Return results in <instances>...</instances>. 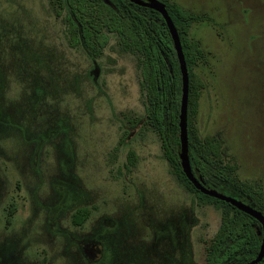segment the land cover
<instances>
[{"label":"rangeland","instance_id":"1","mask_svg":"<svg viewBox=\"0 0 264 264\" xmlns=\"http://www.w3.org/2000/svg\"><path fill=\"white\" fill-rule=\"evenodd\" d=\"M168 1L194 16L189 37L203 51L198 135L222 138L236 164L224 175L252 182L243 188L257 205L264 0ZM66 15L49 0H0V264H206L220 211L170 172L135 56L114 34L98 57L71 47Z\"/></svg>","mask_w":264,"mask_h":264},{"label":"trees","instance_id":"2","mask_svg":"<svg viewBox=\"0 0 264 264\" xmlns=\"http://www.w3.org/2000/svg\"><path fill=\"white\" fill-rule=\"evenodd\" d=\"M162 1L177 29L188 70L187 132L191 167L207 186L237 193L239 198L264 216V191L261 184L256 183L254 187L258 195V204L255 205L248 200L250 194L243 188L246 184L250 188L253 183H241L236 176L231 180L222 171L223 167H236L235 162L228 165L222 138L213 136L201 139L198 135L194 121L202 83L193 67L203 59V51L198 42L189 37L194 16L175 2ZM49 4L56 15L60 14L62 8L67 9L65 37L71 47L81 44L92 57H98L107 44L108 34H114L120 49L135 56L140 74L139 84L148 94V123L160 136L162 153L170 172L186 190L196 196L199 204L210 203L220 211L221 223L207 248L206 264H244L253 259L258 253L261 239L252 224L261 228L260 224L229 203L195 189L182 171L178 157L181 73L162 16L129 0H49ZM133 156L132 152L128 154L129 162ZM89 211L86 207L78 208L72 214V223L81 226ZM13 213L11 204L7 210L8 218ZM258 264H264V257Z\"/></svg>","mask_w":264,"mask_h":264},{"label":"water","instance_id":"3","mask_svg":"<svg viewBox=\"0 0 264 264\" xmlns=\"http://www.w3.org/2000/svg\"><path fill=\"white\" fill-rule=\"evenodd\" d=\"M130 2L150 8L158 12L166 23L169 34L172 39V45L176 53V58L179 64V69L181 73V97H180V107L178 115V127H179V152L178 157L180 160V165L186 178L191 182V184L200 191L201 193L214 197L218 200L229 203L238 210L244 212L245 214L254 218L261 226V230L258 231V236L261 239V244L256 256L250 261L244 264H258L262 261L264 257V216L261 211L257 210L253 206L244 201L237 199L235 197L226 195L217 189L207 186L200 176H197L191 167L189 159V149H188V132H187V107H188V90H189V76L188 70L185 62V57L182 50L181 41L177 32V29L169 16L165 4L161 0H129Z\"/></svg>","mask_w":264,"mask_h":264},{"label":"flooded vegetation","instance_id":"4","mask_svg":"<svg viewBox=\"0 0 264 264\" xmlns=\"http://www.w3.org/2000/svg\"><path fill=\"white\" fill-rule=\"evenodd\" d=\"M161 1H162V0H161ZM162 2H163V1H162ZM146 8H147V7H146ZM94 251H96L97 253H100V248H99V246L96 247Z\"/></svg>","mask_w":264,"mask_h":264}]
</instances>
